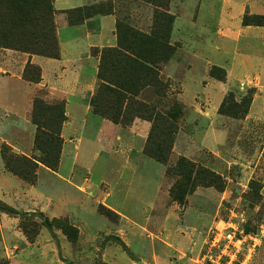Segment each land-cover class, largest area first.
I'll return each mask as SVG.
<instances>
[{"label": "rangeland", "instance_id": "1", "mask_svg": "<svg viewBox=\"0 0 264 264\" xmlns=\"http://www.w3.org/2000/svg\"><path fill=\"white\" fill-rule=\"evenodd\" d=\"M87 7L115 18L116 43L90 50V90L50 89L64 67L45 84L32 59L58 60L59 26ZM257 24L264 0H0V264H208L218 225L257 236L249 264H264ZM51 34L58 59L36 54ZM59 106L52 171L34 142L59 126ZM3 147L36 164L31 183L5 168Z\"/></svg>", "mask_w": 264, "mask_h": 264}, {"label": "crops", "instance_id": "2", "mask_svg": "<svg viewBox=\"0 0 264 264\" xmlns=\"http://www.w3.org/2000/svg\"><path fill=\"white\" fill-rule=\"evenodd\" d=\"M59 27L60 58L50 61L33 57L32 62L42 68L45 84L51 72L59 66L64 67L63 73L58 72L59 78L49 81L50 89L70 91L72 87L77 89L79 86L80 91L90 90L97 72L96 59L91 56L90 50L115 45V18L112 15H96L76 26ZM83 76L87 78L86 84L82 83Z\"/></svg>", "mask_w": 264, "mask_h": 264}, {"label": "trees", "instance_id": "3", "mask_svg": "<svg viewBox=\"0 0 264 264\" xmlns=\"http://www.w3.org/2000/svg\"><path fill=\"white\" fill-rule=\"evenodd\" d=\"M50 9L51 8L49 7V11ZM90 9L92 8L91 7L84 8L86 14L83 17L84 18L83 20L98 15L97 13H88ZM258 17H261V19L263 18V16H258ZM244 25L247 24H245L244 22ZM257 26H264V25L257 24ZM40 46L41 49L36 54H40L49 58L58 59L59 53H58V49L56 48L55 38L52 34H51V40L49 38L48 42H45L43 39ZM38 103L39 101L35 100L34 104L36 105ZM51 111L54 112V120L59 122V126L56 127L55 131L52 134H49L48 132H42L41 130H43V128L38 129L35 136L34 145L35 148L42 155L40 159V163H42L48 169L55 171L58 166L59 158L61 154L62 140L60 137V129H61L60 124L64 121V116L60 106L52 109ZM41 138H44V141L46 143H40L39 140ZM1 156L5 168L9 172L29 183L33 181V178L30 175L31 174L30 168L36 167V164L34 162L22 156H14L12 154L11 155L8 154L7 147L2 148ZM116 242L123 248L124 251L127 250L124 243H122L119 239H116Z\"/></svg>", "mask_w": 264, "mask_h": 264}, {"label": "built area", "instance_id": "4", "mask_svg": "<svg viewBox=\"0 0 264 264\" xmlns=\"http://www.w3.org/2000/svg\"><path fill=\"white\" fill-rule=\"evenodd\" d=\"M245 241L249 246L247 253L237 258L236 254ZM257 245V236L243 235L237 238L235 228L218 225L207 242L208 248L203 257L208 264H249Z\"/></svg>", "mask_w": 264, "mask_h": 264}]
</instances>
